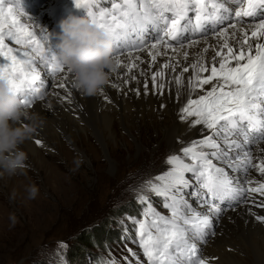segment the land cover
<instances>
[{"label":"snow or ice","instance_id":"6c2138e0","mask_svg":"<svg viewBox=\"0 0 264 264\" xmlns=\"http://www.w3.org/2000/svg\"><path fill=\"white\" fill-rule=\"evenodd\" d=\"M74 3L108 32L117 67L123 65L129 72L138 68L143 63L141 52L150 57L149 70L158 57H167L151 72L154 91L163 94L165 70L171 69L174 75L168 83L174 81L178 86L179 98L184 74L191 69L187 77V102L179 109V119L194 117L191 125H203L210 134L190 141L180 149L182 155H168L166 163L170 167L138 186L136 199L145 205L143 219L131 216L128 219L137 226L136 242L146 264H209L207 257L199 255L196 240H203L212 227L211 215L218 217L224 211L218 202L225 199L256 202L253 194L264 198V180L247 179L250 168L264 176V157L254 158L246 150L250 144L264 141V18L243 23L244 18H255L264 10V0H231L235 8L229 5V0H111L110 8L100 7L99 0H74ZM225 21H229L226 26ZM34 27L22 22L16 7L0 0V76L9 80L21 103L30 107L33 101L44 99L45 79L39 67L43 65L52 76L49 86L65 90L67 94L61 99L71 102L72 93L66 89L67 80L73 79L70 69L56 55L45 51L48 46L37 38ZM149 32L155 35L148 37ZM189 32L199 34V38H190L186 35ZM209 35L215 38V44L208 43ZM6 40L19 47L9 46ZM201 41L204 47L195 54L196 59L181 67L189 57L187 48ZM209 48L214 54L207 61ZM125 54L126 63L122 59ZM57 74L61 75L58 82ZM140 74L145 75L144 70ZM144 91H148L147 79ZM53 94L59 96L58 92ZM35 143L41 141L37 139ZM213 158L223 161L233 171H242L244 181L239 176H230L225 168L213 163ZM186 173L192 174L195 184L186 178ZM186 189L192 190L188 194L196 198L198 205L208 206L206 212L197 211L189 203L184 194ZM148 192L163 198V207L170 215H163L153 207ZM257 206L264 208V199ZM256 218L264 221V216ZM57 245L67 248L63 241ZM128 251L135 264H145L133 249ZM60 264H68L63 255ZM104 264H119V261L112 257ZM128 264L133 262L128 260Z\"/></svg>","mask_w":264,"mask_h":264},{"label":"rangeland","instance_id":"374dc122","mask_svg":"<svg viewBox=\"0 0 264 264\" xmlns=\"http://www.w3.org/2000/svg\"><path fill=\"white\" fill-rule=\"evenodd\" d=\"M54 1L48 2L54 4ZM46 93L47 91L44 95ZM157 117L158 115L153 118L138 117L146 123L143 129L133 130V135L141 137L140 142L144 147L142 153L137 151L138 146L134 138L127 134L129 129L125 126L123 129L121 123L117 124L120 122L119 116L114 117L119 139L117 147L110 149L111 158L115 163L112 170L104 148L80 117L73 119L75 123L79 121L76 125L82 127L86 133L81 134L79 150L65 138L64 147L56 144L36 146L44 160L43 165L26 161L27 166L22 172L10 176L8 182H12L11 190L8 189L7 183L0 180V264H60L61 255L66 259L68 250L73 246V249L77 248L75 239L84 231L98 225L105 229L110 228L111 231L120 230L125 225L135 232L134 239L128 237L112 244L105 259L115 257L119 264H128V260L135 264V258L128 251L131 248L146 264V258L136 242L137 226L128 217L138 209H141L142 215L145 205L137 201L136 189L144 180L161 174L163 161L173 154L168 151L163 135L153 123L155 118L159 122L163 120L162 117ZM139 125L140 122L137 121L136 127ZM109 142L113 144L114 140L109 139ZM249 150L252 155L255 153L253 147ZM186 174V178L195 184L192 174ZM29 184H35L39 189L34 199H27L25 189ZM191 191L184 190L185 197L198 209L200 205L197 204L196 198L188 194ZM147 195L158 212L170 215L169 210L163 207L162 197L151 192ZM218 203L220 206L225 205L224 202L221 204V201ZM227 203L232 204L234 201L227 200ZM228 206L224 207L226 211L230 210ZM9 213H15L16 216L13 226H10ZM220 214L219 221L224 217L231 221L225 210ZM217 227L212 229L216 230ZM58 241H63L67 248H58ZM228 252L243 258L242 264H264V255L261 253L246 255L240 247H228ZM93 253L102 255L104 251L95 249ZM199 255L203 257L201 245ZM125 257L128 260H125ZM221 259L216 258V261ZM85 261L86 258L83 260L84 264Z\"/></svg>","mask_w":264,"mask_h":264},{"label":"bare ground","instance_id":"6f19581e","mask_svg":"<svg viewBox=\"0 0 264 264\" xmlns=\"http://www.w3.org/2000/svg\"><path fill=\"white\" fill-rule=\"evenodd\" d=\"M48 1L49 0L44 2L43 7H39L35 6V0H6V2L10 3L13 7H16L17 13L21 17L23 23L35 25L32 30L37 34V38L41 39L42 43L48 46V49H45V51L50 52L58 47L50 42L49 34L53 29L51 28L52 25L48 26V24L52 22L53 16L60 17L68 11H76L77 7L75 6L74 0H64L63 2L55 0L54 4ZM230 3L231 2H229V4ZM99 4L100 7L110 8L111 0H99ZM78 10L81 16L87 15L85 9L79 8ZM50 13L51 15L49 17ZM68 16L69 15L65 16V18ZM53 22L55 23L56 20L53 19ZM251 22L252 21H249L244 24L247 25ZM41 29H44V31L41 32ZM60 40L61 37H58V44ZM231 42L234 43V41ZM6 43H9L11 47H19L9 40H6ZM208 43L215 44V38L209 35ZM203 47L204 43L201 41L199 44L187 48L189 57L181 67L190 65L193 60L196 59L195 54L200 52ZM213 54L214 50L209 48L205 59L210 61ZM139 55L143 63H140L138 68H134L129 72L123 65L118 66L116 71L110 75L108 82L95 95H85L81 90L73 86L72 79H68L66 82V89L72 93L71 102L61 99V97L67 94L65 90L55 89L49 86L52 76L44 69L43 65H40L41 76L45 79L47 93L44 95V99L35 100L31 108L27 107L30 111L39 113L42 121L37 132L21 145L27 153V161L37 163L40 166L43 165L44 160L36 149V146L41 145L44 147L56 144L60 147H64V138L79 150L81 134L85 135L86 133L82 127L76 125L79 121L76 123L73 121V119L77 117L82 118L88 126L86 128H88L89 131L91 130L93 137H95L104 148L105 156L109 160L111 170L115 163L111 158L110 149L117 147L119 139L115 128V123L117 121H114V117L116 118V116H119L120 119V122L117 124L121 123L123 129L124 126L126 129H129L127 134L134 138L139 153H142V148L144 147L142 146V142H140L141 137L133 135V130L143 129L146 123L144 120H139L138 117L153 118L158 115V117L163 118L161 122L157 121L155 118L153 123L156 125L161 135H163V141L168 145V151L173 152V154L182 155L180 152L182 147L187 146L192 140L202 139L204 135L210 134V130H207L203 125H191V120L195 119L194 117H189L188 120L179 119V109L187 102V77L190 75L191 69L189 73L184 74V87L179 89L182 93L179 98L176 94L178 86L174 81L171 84L168 83L169 78L173 76L174 73H172L171 69L165 70V88L163 94H160L158 91L153 90L151 72L156 71L167 57H158L157 62L153 64L151 70H149L148 64L150 57L147 56L146 52H141ZM178 58L183 61L182 56ZM122 59L126 63L127 55L125 54ZM141 70H144L145 75L140 74ZM179 70L178 68L177 72H179ZM132 76H135L136 79H132ZM60 79L61 75L55 77L57 82ZM126 79L128 81L127 83L124 82ZM145 79L148 81L147 92L144 91ZM114 84L118 85V87H114ZM205 87L207 88L208 86ZM137 90H139V94H137ZM197 91L200 90L198 89ZM54 92H58L59 96L54 95ZM193 98H195V94H193ZM161 105H163V107H161ZM132 108L134 110H130ZM137 121L140 122L138 128L136 127ZM37 139L41 141V144L35 143ZM109 139L114 140V143H108ZM48 140L50 142H48ZM250 147L255 149L253 151L255 153L252 155L254 158L264 157V151H258V148L264 149V141H260L259 144L252 143L246 150H249ZM253 162H256L255 159ZM213 163L218 167L225 168L230 176H239L241 182L244 181L245 176L242 171H233L226 163L214 158ZM169 167L165 159L162 163L161 172L166 171ZM9 178L10 176L7 174L0 177L1 181L7 183L8 189H10L12 185V182H8ZM247 179L264 180V176H261L254 168H250ZM253 196L256 202H252L251 199L234 201L229 211H226V208H224L226 207L225 205L228 204L226 200L224 201L225 205L221 207L225 210V214L231 217V221H228L226 217H224L223 220L221 219L222 221H219V216L217 217L214 214L211 215L212 227L215 229L218 225V230L216 229V231L211 227L207 230V235L203 240H196L198 249L201 245V253L203 257L208 258L209 264H242L243 258L229 253L228 247H240L244 254L261 253L262 256L264 255V221L256 218L257 215L264 216V208L257 206V203L264 198L259 197L258 194H253ZM207 207V205H203L196 210L199 212H206ZM249 209H251V211H249ZM253 213H255V215H253ZM235 251L236 250H234V252ZM216 258L222 259L217 262Z\"/></svg>","mask_w":264,"mask_h":264},{"label":"clouds","instance_id":"9594fccd","mask_svg":"<svg viewBox=\"0 0 264 264\" xmlns=\"http://www.w3.org/2000/svg\"><path fill=\"white\" fill-rule=\"evenodd\" d=\"M60 28L62 37L56 57L70 69L76 89L95 95L117 69L111 37L87 15H69L60 22ZM41 123L40 114L25 107L9 80L0 76V177L16 175L26 168L27 153L21 145ZM25 191L27 199H34L39 189L29 184ZM9 220L10 226L16 223L15 213H9Z\"/></svg>","mask_w":264,"mask_h":264},{"label":"trees","instance_id":"16d2710c","mask_svg":"<svg viewBox=\"0 0 264 264\" xmlns=\"http://www.w3.org/2000/svg\"><path fill=\"white\" fill-rule=\"evenodd\" d=\"M139 215V210L131 214L132 217H139ZM125 227L127 228V231H125ZM129 235H132V232L129 231L128 226H124L117 231H111L110 228L105 229L99 225L95 226L92 229L84 231L81 236H78L75 239L77 241V248L73 249V246L69 249L66 254V259L69 264H84L83 260L85 258V264H98L108 256L112 244L120 242L124 237ZM92 249L104 251V253L102 255L99 253L94 254V250Z\"/></svg>","mask_w":264,"mask_h":264}]
</instances>
